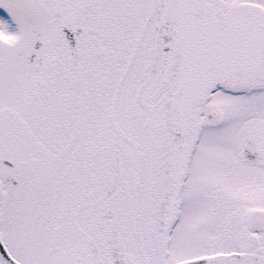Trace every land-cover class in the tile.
<instances>
[{"label":"snow or ice","instance_id":"6c2138e0","mask_svg":"<svg viewBox=\"0 0 264 264\" xmlns=\"http://www.w3.org/2000/svg\"><path fill=\"white\" fill-rule=\"evenodd\" d=\"M0 264H264V0H0Z\"/></svg>","mask_w":264,"mask_h":264}]
</instances>
